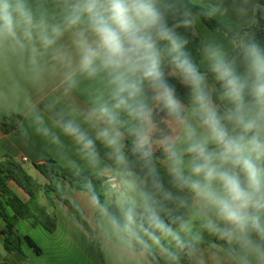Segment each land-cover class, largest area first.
<instances>
[{
  "label": "clouds",
  "instance_id": "clouds-1",
  "mask_svg": "<svg viewBox=\"0 0 264 264\" xmlns=\"http://www.w3.org/2000/svg\"><path fill=\"white\" fill-rule=\"evenodd\" d=\"M57 7L59 18L43 0H0V107L19 101L21 80L55 79L65 97L82 80L99 83L86 109L58 113L54 127L114 185L119 216L93 192L101 226L140 264L201 257L204 233L223 242L231 264H264V45L237 32L231 56L215 39L202 41L208 71L201 72L179 30L226 11L220 3L202 13L181 0H57ZM166 67L187 89V104ZM25 104L36 131L58 142L30 98Z\"/></svg>",
  "mask_w": 264,
  "mask_h": 264
},
{
  "label": "crops",
  "instance_id": "crops-1",
  "mask_svg": "<svg viewBox=\"0 0 264 264\" xmlns=\"http://www.w3.org/2000/svg\"><path fill=\"white\" fill-rule=\"evenodd\" d=\"M33 2L35 3V0ZM43 3L52 15L59 18L60 9L57 7V0H43ZM193 3L205 11L210 4H222L226 11L210 17L232 33L242 32L252 27L256 21L258 0H193ZM241 8L245 10L243 15L238 14L237 11ZM194 31L201 43L205 40L215 39L224 46L229 55H232L234 51L232 41L224 33L213 32L209 29L201 16ZM251 36L253 37V35ZM200 70L208 71L207 65L203 61L200 62ZM172 75L174 74L172 73ZM21 85L23 93L15 106L0 107V161L11 157L23 166L25 165L24 168L30 176H32V172L43 176L35 168V165L44 164L49 160H54L63 167L76 168L100 175L98 171L89 168L80 159L76 145L58 128L54 127V120L58 113H63L66 118H71L69 114L73 106L86 109L91 103L92 90L102 87V85L82 80L79 87L74 89L69 97L62 95L61 86L57 80L52 78L37 86L21 80ZM0 86L3 84L0 83ZM26 98H30L31 102L36 105L44 123L52 133L59 137L58 142H54L51 135L45 136L36 131L37 125L28 114ZM13 114L22 117L19 129L17 132L5 133L2 123L6 117ZM75 118L82 128L94 136V131L83 121L82 117L76 116ZM127 141H131V137H128ZM96 147L102 161L110 163L106 157L107 149L99 142ZM24 158L27 159V162L22 161ZM32 177L42 186L48 184L44 176L45 181L42 183L34 176ZM59 187L64 198L83 213L88 230L80 224L69 206L53 195L48 197L42 192L37 199V204L50 215H55L56 230L49 232L42 224L33 226L27 220H19L16 232L20 240L21 251L8 254L2 234L6 224L0 214V264H4L6 260L9 264H140L138 256L121 246L118 237L101 226V217H98V211L91 203L93 197L72 190L64 180L60 182ZM111 187L105 199L106 205L111 204L115 199ZM15 196L24 203L30 200V197L14 181H9L5 189L0 188V199L11 214L14 213V208L17 206ZM50 199L53 204H50ZM33 211L38 219L43 221L39 212L35 209ZM25 237H30L37 244L41 249L40 254L28 245L24 240ZM204 237V241H206L212 236L204 233ZM215 254L225 258L223 264H231L228 253L221 248H205L201 257L191 258L189 264H216ZM152 264L154 263L152 262Z\"/></svg>",
  "mask_w": 264,
  "mask_h": 264
},
{
  "label": "trees",
  "instance_id": "trees-1",
  "mask_svg": "<svg viewBox=\"0 0 264 264\" xmlns=\"http://www.w3.org/2000/svg\"><path fill=\"white\" fill-rule=\"evenodd\" d=\"M181 2L189 6L194 12L202 13L205 11L203 8L196 6L193 3V0H181ZM200 16L209 29H211L213 32L224 33L231 40V37L234 33L224 28L220 23H218L210 16L203 14H201ZM179 31L189 39L187 50L191 53L194 62L197 63L200 68V62L202 61V59L200 56L201 41L199 37L196 35L194 30L185 32L183 29H180ZM242 33H249L253 35L257 42L264 45V0H258L256 21L253 26L243 30ZM235 55H237L236 50L233 51L231 56ZM166 72L168 73L170 83H172L176 87L178 97L185 104H187V89H185L179 83L178 79L175 78L174 75H172L170 68L166 67ZM209 82L215 84L210 73ZM216 87L218 89L219 85H216ZM159 116L162 117L163 113H159ZM21 121L22 117L20 115L13 114L11 116H8L2 123V129L5 133H10L12 131L17 132ZM127 144L128 148H126V151H129L131 147V141H127ZM129 155L131 156L130 152ZM159 155L160 153L157 152V156ZM35 168L47 179V185H40L32 176L28 174L24 166L17 160L11 157H6L0 161V188L5 189L9 181H14L30 197L29 202L24 203L15 196L17 206L14 208L13 214L8 212L4 202L0 199V214L6 224L2 234L4 238L5 250L8 254L21 251L20 240L16 232V225L19 220H27L33 226L42 224L49 232H54L56 230L57 224L55 215H50L43 207L37 204V199L42 192L45 193L48 197L50 195H53L54 197L65 203L67 206H69L80 224L86 230H88V226L84 219L83 213L78 211L64 198V195L59 187L61 181H66L70 185L72 190L86 193L91 197H93L94 192L96 196L100 197V203L106 205L105 199L108 194V189L111 187V185L107 182L108 178L76 168L63 167L54 160H49L44 164H37L35 165ZM160 172L165 185L168 186V178L164 174L163 167H160ZM50 204H53L52 199H50ZM106 206H108L114 214L119 216V210L115 206L114 202ZM33 208L39 212L43 221L38 219L33 211ZM98 217H100L99 213ZM24 240L38 254L41 253V249L30 237H25ZM201 248L202 250L205 248H221L226 251V246L223 245V242L216 240L214 237H211L204 241V243L201 245ZM190 260L191 258L189 257H183L181 260V264H189ZM152 262L154 264H157L156 260H153ZM4 264H9L8 260H6ZM159 264H164L163 260H159Z\"/></svg>",
  "mask_w": 264,
  "mask_h": 264
},
{
  "label": "rangeland",
  "instance_id": "rangeland-1",
  "mask_svg": "<svg viewBox=\"0 0 264 264\" xmlns=\"http://www.w3.org/2000/svg\"><path fill=\"white\" fill-rule=\"evenodd\" d=\"M25 166V165H24ZM32 176H34L36 179L39 180L40 183L44 182L45 181V178H43V176H40L39 174L35 173V172H32L31 173ZM109 190V189H108Z\"/></svg>",
  "mask_w": 264,
  "mask_h": 264
},
{
  "label": "built area",
  "instance_id": "built-area-1",
  "mask_svg": "<svg viewBox=\"0 0 264 264\" xmlns=\"http://www.w3.org/2000/svg\"><path fill=\"white\" fill-rule=\"evenodd\" d=\"M22 161H23V162H27V159H26V158H24V159H22Z\"/></svg>",
  "mask_w": 264,
  "mask_h": 264
}]
</instances>
